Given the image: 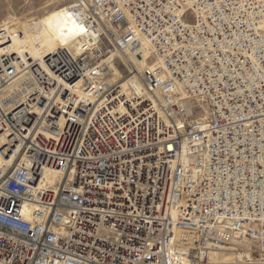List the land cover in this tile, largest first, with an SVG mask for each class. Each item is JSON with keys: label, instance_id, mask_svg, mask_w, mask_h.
I'll use <instances>...</instances> for the list:
<instances>
[{"label": "built area", "instance_id": "built-area-1", "mask_svg": "<svg viewBox=\"0 0 264 264\" xmlns=\"http://www.w3.org/2000/svg\"><path fill=\"white\" fill-rule=\"evenodd\" d=\"M69 9L77 50L0 55V264H264V0Z\"/></svg>", "mask_w": 264, "mask_h": 264}, {"label": "bare ground", "instance_id": "bare-ground-1", "mask_svg": "<svg viewBox=\"0 0 264 264\" xmlns=\"http://www.w3.org/2000/svg\"><path fill=\"white\" fill-rule=\"evenodd\" d=\"M74 2V1H73ZM72 2V3H73ZM71 3V4H72ZM71 4H64L60 7H56L52 10H48L43 17L40 19L38 30L33 36V41L28 44H23L19 39L8 37L6 40L0 39V55L4 51V45L9 44L10 51L13 53H29L32 57L41 59L43 55H48L56 52L57 49L61 47L74 48L75 50L79 47L78 36L82 32L83 28L79 26L76 21V18L70 13ZM151 54L149 43H145L144 48V58H148ZM141 65H148L149 61L144 59L140 60ZM4 134L0 127V173L1 168L6 165V168L14 166L21 152L20 147L17 148L18 151H5L7 156H5L2 151L4 146ZM48 182L52 185L56 180V172L51 170H46L45 173ZM4 175V174H3ZM3 175L0 176V181L3 180ZM7 176V175H6ZM234 249L228 251H217L214 252L211 256L210 264L213 260V257L216 256V253L228 254L229 257H226V260L233 261L235 258H238L240 261H243L245 256L248 254L247 250H240L233 252Z\"/></svg>", "mask_w": 264, "mask_h": 264}, {"label": "rangeland", "instance_id": "rangeland-1", "mask_svg": "<svg viewBox=\"0 0 264 264\" xmlns=\"http://www.w3.org/2000/svg\"><path fill=\"white\" fill-rule=\"evenodd\" d=\"M75 0H0V39L5 36L19 39L23 44L33 41L40 19L48 11ZM5 44V43H4ZM1 44V45H4ZM231 253H216L211 264H230Z\"/></svg>", "mask_w": 264, "mask_h": 264}]
</instances>
